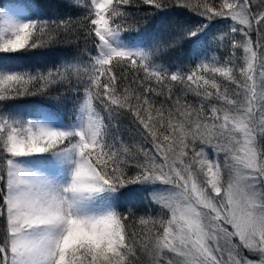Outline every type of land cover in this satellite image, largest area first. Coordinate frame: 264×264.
I'll return each instance as SVG.
<instances>
[{
	"label": "snow or ice",
	"instance_id": "1",
	"mask_svg": "<svg viewBox=\"0 0 264 264\" xmlns=\"http://www.w3.org/2000/svg\"><path fill=\"white\" fill-rule=\"evenodd\" d=\"M133 4L198 19L129 38ZM0 264H264V0L0 7Z\"/></svg>",
	"mask_w": 264,
	"mask_h": 264
},
{
	"label": "trees",
	"instance_id": "2",
	"mask_svg": "<svg viewBox=\"0 0 264 264\" xmlns=\"http://www.w3.org/2000/svg\"><path fill=\"white\" fill-rule=\"evenodd\" d=\"M5 2H14L19 3L23 6H27L31 0H0V6ZM45 3L52 4H63L65 0H43ZM126 10L131 13L127 23L130 28L129 32H126L125 35L129 38H135L137 35V29L140 33L147 34H167L172 32L178 24L185 23H194L197 17L193 16L185 9L181 8H170L165 13H161L155 11L151 8V6L143 5V4H133L125 6ZM58 12L64 13L68 11L64 8L56 9ZM70 14L75 17L80 15L79 9L71 10ZM74 39V37H69ZM239 38V37H238ZM252 38L255 41L256 35L252 34ZM61 40H64L65 37L62 35L60 37ZM80 47H83V41H80ZM189 50V46L185 45L183 48L184 52ZM76 52L75 44H67V43H57L52 45L49 48L45 49H37L34 52H30L25 55V58L22 60V63L27 68H49L58 65L62 59L69 57L70 55H74ZM180 56V50H172L165 54L163 57L164 62H168L170 59L177 58ZM40 97H25L15 101H9V106L21 105V106H29L34 102L41 100ZM189 101L195 104V98L189 96ZM72 105L69 103L67 108L64 110V119L67 120L68 115H70V109ZM125 139L128 140L129 143L132 142L129 134L125 132ZM138 185H130L128 191L125 193L123 206L121 208L122 211H125L128 207H133L136 211L137 216L143 215L148 212L150 209L152 214L158 211V207L156 205L149 206L148 202L144 199L134 197L136 193V188Z\"/></svg>",
	"mask_w": 264,
	"mask_h": 264
},
{
	"label": "rangeland",
	"instance_id": "3",
	"mask_svg": "<svg viewBox=\"0 0 264 264\" xmlns=\"http://www.w3.org/2000/svg\"><path fill=\"white\" fill-rule=\"evenodd\" d=\"M5 5H21V4H19V3H14V2H12V3H10V2H5V3H3L0 7H3V6H5ZM22 6H23V5H22ZM217 27H218V28H224L225 25H224L223 23H219V24L217 25ZM222 51H223V50H221V52H218L217 54H218V55H221V54H222ZM25 106H27V105H25ZM29 106H31V105H29ZM139 188H140V186L138 185V187H137L136 190H135L136 193L134 194V197H138V198L144 199L143 197L146 196L147 193H142L141 191H139Z\"/></svg>",
	"mask_w": 264,
	"mask_h": 264
}]
</instances>
